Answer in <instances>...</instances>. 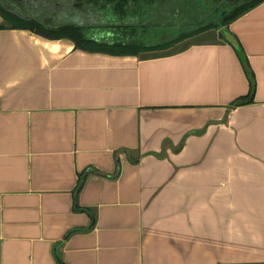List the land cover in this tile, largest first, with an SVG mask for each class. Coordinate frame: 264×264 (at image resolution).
<instances>
[{
	"label": "crops",
	"instance_id": "0c3cea01",
	"mask_svg": "<svg viewBox=\"0 0 264 264\" xmlns=\"http://www.w3.org/2000/svg\"><path fill=\"white\" fill-rule=\"evenodd\" d=\"M226 29L250 104L219 39L131 56L0 30V264H264V2Z\"/></svg>",
	"mask_w": 264,
	"mask_h": 264
},
{
	"label": "trees",
	"instance_id": "16d2710c",
	"mask_svg": "<svg viewBox=\"0 0 264 264\" xmlns=\"http://www.w3.org/2000/svg\"><path fill=\"white\" fill-rule=\"evenodd\" d=\"M62 1L77 7L86 5L92 9H99L104 12L105 10L111 11V14L115 15L119 22H125L127 17H130L131 15L135 16L138 10L144 6L143 4L139 3L141 0ZM263 2L264 0H213V3L211 4L212 7L208 9L206 3L204 7H202V0H193L194 4L201 5V8L198 10V12L194 13L192 11L194 15L191 14L196 18L197 14L200 15L201 20L197 21L196 19L198 22L196 27L184 32L180 31V33H178L171 40L164 41L156 45H145L138 42L137 40H133L131 35L135 34L136 29L127 28L121 25L115 27L116 32L119 33V36L121 33V36L118 38V40H113L112 44L106 43L104 40L96 41L88 37V27L86 28L85 26L66 24L63 26H56L54 28L51 26L46 27V25L40 24L36 19L24 18L20 15L8 12L6 9L7 1H0V18L2 20L0 23V30H26L48 40H69L74 44L75 49L90 53L137 56L140 54L165 53L167 50L179 45L185 40L193 39L197 36L205 34L206 32H217L222 28L226 29L231 23L244 16L254 8L258 7ZM186 3L188 4L189 2ZM214 9H218V11ZM222 12H224V15L220 17ZM201 21L204 23L199 24ZM121 37L124 39V41L119 40ZM127 38L131 40L126 41ZM219 40L227 43L221 35H219ZM185 49L180 50L179 52H182ZM157 56H166V54H157ZM243 67L249 80V95L246 98L239 100L235 106L250 104L254 96L255 79L246 60L243 64ZM80 188L81 186L79 187V190Z\"/></svg>",
	"mask_w": 264,
	"mask_h": 264
},
{
	"label": "rangeland",
	"instance_id": "374dc122",
	"mask_svg": "<svg viewBox=\"0 0 264 264\" xmlns=\"http://www.w3.org/2000/svg\"><path fill=\"white\" fill-rule=\"evenodd\" d=\"M7 1V11L18 14L24 18H33L39 21L40 24L47 23L49 25L76 24L88 27L90 36H102L108 30L111 32L115 30L114 26L119 23L115 15L109 13L108 10L101 11L99 9H92L89 6H80L78 9H73L74 5L68 4L65 1L59 0H0ZM186 2H189L188 4ZM140 3V2H139ZM192 3V4H191ZM207 5L210 9L213 0H202V7ZM148 5L143 6L138 10L135 19L129 18L126 22L127 26H133L136 29L135 35L140 43L145 45H156L164 41L171 40L178 33L195 28L198 22L194 13L201 8L200 4H194L193 0H149ZM190 6V7H189ZM148 10L149 17L142 18V13ZM174 10L177 14H174ZM192 11L194 13H192ZM210 13V12H209ZM152 14V15H151ZM192 14V15H191ZM191 16V18L189 17ZM197 20L200 21V15L197 14ZM2 22L0 18V23ZM202 22V21H201ZM193 24V25H190ZM106 28V29H105ZM87 32V33H88ZM116 34V35H115ZM113 40H118L119 33H112ZM106 43L111 42L104 38ZM219 36L215 31L206 32L193 39L183 41L177 46L167 50L165 53H154L148 56H155L157 54H173L180 50L188 48L197 43L216 42ZM122 40V39H119Z\"/></svg>",
	"mask_w": 264,
	"mask_h": 264
},
{
	"label": "water",
	"instance_id": "95a60500",
	"mask_svg": "<svg viewBox=\"0 0 264 264\" xmlns=\"http://www.w3.org/2000/svg\"><path fill=\"white\" fill-rule=\"evenodd\" d=\"M216 11H218V10H216ZM223 15H224V12L221 13L220 17H222ZM217 32L219 33V35H221L223 37V39L230 46H232L235 49V51L240 55V58L242 59V64H244L245 59H244V57H243V55H242V53L240 51V47H239L238 43L236 42L235 38L231 34H229L227 32V29H225V28H222V29H220Z\"/></svg>",
	"mask_w": 264,
	"mask_h": 264
}]
</instances>
